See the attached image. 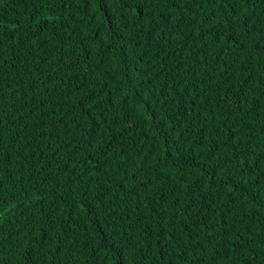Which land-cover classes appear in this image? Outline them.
Listing matches in <instances>:
<instances>
[{
  "label": "trees",
  "instance_id": "trees-1",
  "mask_svg": "<svg viewBox=\"0 0 264 264\" xmlns=\"http://www.w3.org/2000/svg\"><path fill=\"white\" fill-rule=\"evenodd\" d=\"M0 264H264V0H0Z\"/></svg>",
  "mask_w": 264,
  "mask_h": 264
}]
</instances>
